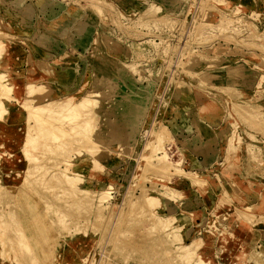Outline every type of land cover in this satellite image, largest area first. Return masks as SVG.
Here are the masks:
<instances>
[{
  "label": "rangeland",
  "instance_id": "1",
  "mask_svg": "<svg viewBox=\"0 0 264 264\" xmlns=\"http://www.w3.org/2000/svg\"><path fill=\"white\" fill-rule=\"evenodd\" d=\"M261 232L264 0H0V264H260Z\"/></svg>",
  "mask_w": 264,
  "mask_h": 264
},
{
  "label": "bare ground",
  "instance_id": "2",
  "mask_svg": "<svg viewBox=\"0 0 264 264\" xmlns=\"http://www.w3.org/2000/svg\"><path fill=\"white\" fill-rule=\"evenodd\" d=\"M153 6H155V5H153ZM152 6V7H153ZM151 7V6H150ZM155 8V7H154ZM150 9V8H149ZM150 10H152V9H150ZM149 10V11H150ZM152 13V12H151ZM154 14V13H153ZM2 80V79H1ZM30 85V84H29ZM28 85V86H29ZM7 86V85H6ZM39 86H40V84H39ZM39 86H37V88L39 87ZM35 87V86H34ZM33 87V88H34ZM49 87H50V84L48 83V82H44V83H42V85H41V87H39L40 89H41V91L40 90H38L37 88V91H39V92H47L48 90H49ZM28 89H30V88H28ZM31 92V91H30ZM35 93H36V90L34 91ZM6 94V93H5ZM5 94H3L2 96H4ZM28 94V93H27ZM31 94H34V93H32L31 92ZM37 94H39V93H37ZM91 94V93H90ZM29 95V94H28ZM89 95V94H88ZM6 97V96H5ZM2 98V97H1ZM68 98V97H67ZM7 99V98H6ZM68 99H70V97L68 98ZM68 99L66 100V101H68ZM126 99V98H125ZM131 99V98H130ZM66 101H64L65 103H67ZM85 101V100H84ZM126 101V100H125ZM63 101H62V103H64ZM83 102V101H82ZM127 102H129L128 101V99H127ZM56 103H58L59 105H61L62 106V103H59V102H56ZM80 104V103H79ZM56 105V104H55ZM117 105V104H116ZM125 105H127L126 103H125ZM125 105H123V107L125 106ZM61 106H56V107H61ZM63 106H65V104H63ZM68 106V105H67ZM71 106V105H70ZM79 106V105H78ZM35 108V107H34ZM55 108V107H54ZM62 108H64V107H62ZM127 108V107H126ZM66 109H68V108H66ZM71 110V109H70ZM45 112V111H44ZM68 113H69V111H68ZM45 115V114H44ZM30 117V116H29ZM45 117V116H44ZM47 117V116H46ZM45 119V118H44ZM49 119V118H48ZM32 120V119H31ZM42 121V120H41ZM40 123V122H39ZM42 123V122H41ZM114 123V122H113ZM44 124V123H43ZM35 125V124H34ZM41 125V124H40ZM49 129V128H48ZM39 130V129H38ZM46 130V129H45ZM48 131V130H47ZM41 133V132H40ZM42 135V134H41ZM53 135H54V133H53ZM159 135V134H158ZM43 136V135H42ZM50 136V135H49ZM38 137V136H37ZM34 138V137H33ZM44 138H46V137H44ZM25 145V144H24ZM99 151V150H98ZM97 152V151H96ZM27 154H29V153H27ZM32 159V158H31ZM160 160V159H159ZM165 161V160H164ZM35 170V169H34ZM60 170H61V168H60ZM180 171V170H179ZM59 173H61V172H59ZM64 174V173H63ZM73 174H75V173H73ZM52 175V174H51ZM43 176V175H42ZM54 176H56V175H54ZM44 177V176H43ZM51 177V176H50ZM67 177H68V175H67ZM80 180V179H79ZM79 180H77L78 182H79ZM62 181V180H61ZM83 181V180H82ZM71 182V181H70ZM76 182V181H75ZM81 183V182H80ZM65 185V184H64ZM66 186H68V185H66ZM77 188H79V187H77ZM110 191V190H109ZM103 194V193H102ZM105 194V193H104ZM67 195V194H66ZM100 195V194H99ZM71 197V196H70ZM70 197H69V199H70ZM99 198V197H98ZM103 198V197H102ZM99 201H101V200H99ZM149 201V200H148ZM153 202V200H151V203ZM157 202V201H156ZM142 203V202H141ZM101 204V203H100ZM103 204V203H102ZM144 204V203H143ZM150 204V203H149ZM92 205V204H91ZM94 205V204H93ZM153 205H154V203H153ZM51 207V205L49 204L47 207H45V208H50ZM99 207V206H98ZM103 207V206H102ZM86 208V207H85ZM103 209H104V207H103ZM88 210V209H87ZM103 211V210H102ZM34 220V219H33ZM37 220V219H36ZM166 220V219H165ZM34 222H36V221H34ZM32 223H33V221H32ZM34 224V223H33ZM167 224V223H166ZM21 225V224H20ZM45 225V224H44ZM26 227H27V225H25ZM24 225H23V223H22V227L20 228L21 230H24L26 227H25ZM35 226V225H34ZM165 227V226H164ZM28 228H30L29 226L27 227V229ZM6 231V230H5ZM10 232H12V230H10L9 231V233H8V236L15 242V243H17V241H18V238H16V236L15 235H13L12 233H10ZM7 236V235H6ZM31 236L33 237L34 236V234L32 235L31 234ZM10 239V240H11ZM20 241V240H19ZM10 243H11V241H9ZM43 243V242H42ZM20 244V243H19ZM20 246H22V245H20ZM43 246H44V244H43ZM187 246V245H186ZM191 246V245H190ZM193 246V245H192ZM24 247V246H23ZM188 247H189V245H188ZM22 248V247H21ZM44 248V247H43ZM12 249H13V247H12ZM23 249V248H22ZM45 249V248H44ZM44 249H42V251H44ZM14 250V249H13ZM46 250L48 251L49 249L46 247ZM45 250V251H46ZM186 250V249H185ZM46 251V252H47ZM50 251V250H49ZM26 252V251H25ZM27 253V252H26ZM48 253V252H47ZM188 253V252H187ZM188 254H190V252L188 253ZM42 255H43V252H42ZM33 256H34V253L32 254V256L30 255L29 257L27 256V258L26 257H24V258H22L23 260H25V258H26V260H27V262L28 263H32V262H35L36 264H38L37 263V259L35 260V258H33ZM43 256H45V254L43 255ZM184 257V256H183ZM52 258V257H51ZM49 259H50V257H49ZM34 263V264H35Z\"/></svg>",
  "mask_w": 264,
  "mask_h": 264
},
{
  "label": "crops",
  "instance_id": "3",
  "mask_svg": "<svg viewBox=\"0 0 264 264\" xmlns=\"http://www.w3.org/2000/svg\"><path fill=\"white\" fill-rule=\"evenodd\" d=\"M261 234H262V238H264V233H262L261 232ZM261 237V236H260ZM259 237V238H260ZM261 240H263V239H261ZM264 241V240H263ZM263 244H264V242H262ZM263 251H264V249H263ZM261 253V252H260ZM256 256H257V260L260 262V264H264V253H262V254H260V256L258 255V253H256ZM260 257V259H259V257Z\"/></svg>",
  "mask_w": 264,
  "mask_h": 264
}]
</instances>
